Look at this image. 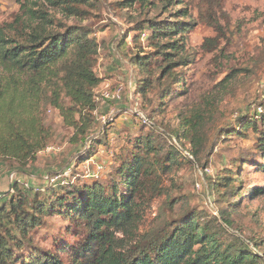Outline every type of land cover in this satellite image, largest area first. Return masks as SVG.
Listing matches in <instances>:
<instances>
[{
    "label": "rangeland",
    "instance_id": "374dc122",
    "mask_svg": "<svg viewBox=\"0 0 264 264\" xmlns=\"http://www.w3.org/2000/svg\"><path fill=\"white\" fill-rule=\"evenodd\" d=\"M18 1L0 0V23L18 12ZM67 6L73 15L47 5L43 10L63 26L91 30L99 46L93 127L84 142L75 144L73 130L48 108L44 123L51 129L50 152L38 154L23 173L13 161L0 163V195L12 194V180L34 190L50 185L52 178L58 184L91 181L97 164L107 167L98 182L106 189L115 186L119 195L125 191L117 174L123 163L135 156L147 165L155 160L152 176H160L162 194L151 199L145 191L149 205L138 225L141 234L156 224L169 195L177 200L174 212L184 204L202 212L203 220L215 218L221 242L238 238L264 262V159L251 129L235 131L255 115L262 119L257 126L264 127V0H80ZM174 22H184L188 32L173 33L161 44L178 40L182 48L184 65L173 71L179 83H167L172 95L163 97L159 84L142 94L138 85L144 76L132 60L155 53L149 27ZM0 76L10 78L2 71ZM119 89V99H110ZM146 136L153 140L149 157L141 151ZM87 147L88 154L80 155ZM173 154L177 165L168 166ZM229 171L237 174L234 186L240 195L226 201L211 184ZM32 238L51 253L77 240L73 226L56 215L47 217Z\"/></svg>",
    "mask_w": 264,
    "mask_h": 264
},
{
    "label": "trees",
    "instance_id": "16d2710c",
    "mask_svg": "<svg viewBox=\"0 0 264 264\" xmlns=\"http://www.w3.org/2000/svg\"><path fill=\"white\" fill-rule=\"evenodd\" d=\"M77 1L19 0L18 12L0 23V72L10 74L9 79L0 76V163L13 161L19 172L50 143L51 129L44 123L48 108L73 130L75 144L84 142L93 127L95 90L100 85L94 73L99 46L91 30L63 26L43 10L47 5L71 16L75 10L67 3ZM174 23L149 27V45L155 53L132 60L144 76L138 85L142 94L159 84L163 97L172 95L167 83H179L173 71L184 65L182 48L178 40L161 44L163 39L170 41L173 33L182 37L188 32L184 22ZM257 121L262 119L255 115L235 131L251 129L264 159V127ZM88 149L80 155L88 154ZM153 150V140L146 136L143 156L149 157ZM179 154L189 163L183 152ZM175 158L176 154L168 158V166L177 165ZM154 162L147 165L145 158L135 156L123 163L117 174L125 191L119 195L115 186L106 189L98 180L55 183L38 190L13 181L12 194L0 195V264H264L263 257L238 238L221 242L216 229L221 228L213 226L215 218L203 220L202 212L184 204L174 212L177 200L169 195L156 224L141 234L138 225L149 205L145 191L151 199L162 194L160 176H152ZM236 176L229 171L211 184L219 199L240 195L234 186ZM51 215L68 221L77 237L74 244L65 243L52 253L32 238Z\"/></svg>",
    "mask_w": 264,
    "mask_h": 264
},
{
    "label": "built area",
    "instance_id": "2783aa9c",
    "mask_svg": "<svg viewBox=\"0 0 264 264\" xmlns=\"http://www.w3.org/2000/svg\"><path fill=\"white\" fill-rule=\"evenodd\" d=\"M119 92H120V89L113 95L110 97V99L112 100H118L119 99ZM106 120L105 119H102V122L104 123ZM51 148L49 147H46L44 150L40 151L38 154H41V153H45V152H50ZM107 167L105 164H97L95 165V168H94V172L92 173V175L90 176V179L92 180H98V177L103 174L105 171H106ZM13 175L14 174H11L10 175V179L13 178ZM14 181V180H12ZM50 184H55L56 183V180L54 178H52L50 181Z\"/></svg>",
    "mask_w": 264,
    "mask_h": 264
}]
</instances>
